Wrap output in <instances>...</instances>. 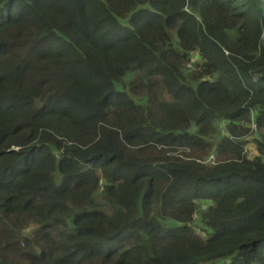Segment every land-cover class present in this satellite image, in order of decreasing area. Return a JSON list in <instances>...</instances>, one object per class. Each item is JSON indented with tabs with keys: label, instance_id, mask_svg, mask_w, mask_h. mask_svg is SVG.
<instances>
[{
	"label": "trees",
	"instance_id": "obj_1",
	"mask_svg": "<svg viewBox=\"0 0 264 264\" xmlns=\"http://www.w3.org/2000/svg\"><path fill=\"white\" fill-rule=\"evenodd\" d=\"M0 264H264V0H0Z\"/></svg>",
	"mask_w": 264,
	"mask_h": 264
},
{
	"label": "rangeland",
	"instance_id": "obj_2",
	"mask_svg": "<svg viewBox=\"0 0 264 264\" xmlns=\"http://www.w3.org/2000/svg\"><path fill=\"white\" fill-rule=\"evenodd\" d=\"M196 60L193 61V63H195ZM252 136L251 138H249V142L247 145V150H246V154L249 156H254L255 154V149H254V144L252 142V139L254 138H258V129L257 128H253L252 131ZM200 163H204V164H211V165H215L216 164V158L214 155L210 156L207 160H205L204 162H200ZM32 234V232H30V235ZM28 236V234H27Z\"/></svg>",
	"mask_w": 264,
	"mask_h": 264
},
{
	"label": "water",
	"instance_id": "obj_3",
	"mask_svg": "<svg viewBox=\"0 0 264 264\" xmlns=\"http://www.w3.org/2000/svg\"><path fill=\"white\" fill-rule=\"evenodd\" d=\"M38 253H40L39 250H38Z\"/></svg>",
	"mask_w": 264,
	"mask_h": 264
},
{
	"label": "built area",
	"instance_id": "obj_4",
	"mask_svg": "<svg viewBox=\"0 0 264 264\" xmlns=\"http://www.w3.org/2000/svg\"><path fill=\"white\" fill-rule=\"evenodd\" d=\"M254 128H255V126H254Z\"/></svg>",
	"mask_w": 264,
	"mask_h": 264
},
{
	"label": "clouds",
	"instance_id": "obj_5",
	"mask_svg": "<svg viewBox=\"0 0 264 264\" xmlns=\"http://www.w3.org/2000/svg\"><path fill=\"white\" fill-rule=\"evenodd\" d=\"M38 251V250H37Z\"/></svg>",
	"mask_w": 264,
	"mask_h": 264
}]
</instances>
